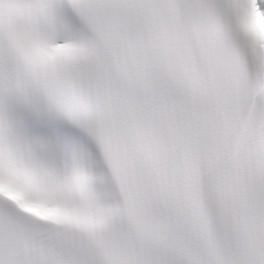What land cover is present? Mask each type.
I'll return each instance as SVG.
<instances>
[{"label": "snow or ice", "instance_id": "6c2138e0", "mask_svg": "<svg viewBox=\"0 0 264 264\" xmlns=\"http://www.w3.org/2000/svg\"><path fill=\"white\" fill-rule=\"evenodd\" d=\"M0 264H264V0H0Z\"/></svg>", "mask_w": 264, "mask_h": 264}]
</instances>
